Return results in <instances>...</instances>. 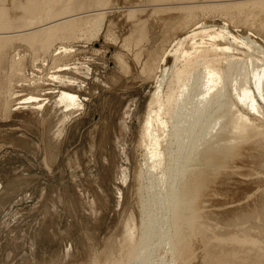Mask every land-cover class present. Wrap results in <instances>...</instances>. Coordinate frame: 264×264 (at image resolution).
I'll use <instances>...</instances> for the list:
<instances>
[{
  "label": "rangeland",
  "instance_id": "obj_1",
  "mask_svg": "<svg viewBox=\"0 0 264 264\" xmlns=\"http://www.w3.org/2000/svg\"><path fill=\"white\" fill-rule=\"evenodd\" d=\"M24 1L0 0V21L5 20L0 26L8 23L0 27V39H6L0 41V264H133L127 256L131 243L140 235L146 210L155 208L150 196L162 188L159 183L158 190L147 189L157 172L139 175L146 167L143 124L153 94L168 93L173 47L197 27L227 32L216 40L231 50L208 59L219 69L229 67L230 88L238 68L248 77L264 67V3L260 8L256 0H245L247 6L244 0H231L236 6L230 0H103L100 5L52 0L61 3L56 9L49 0L39 17L34 11L27 17ZM225 1L233 9H226ZM211 3H224L226 10ZM239 3L245 9H236ZM180 4L193 9L176 11ZM84 9H100L94 12H101L98 28L88 18L93 25L80 20L84 31L77 27L72 37L57 32L64 36L47 39L50 33L38 32L40 39L31 40L36 47L22 34L28 22L42 24L56 13L85 14ZM203 36L195 42L208 47L210 39ZM190 44L183 48L191 49ZM225 53L232 62H226ZM245 80L237 78L238 84ZM197 82L192 101L205 96L197 93L204 82ZM62 93L75 96L74 104L68 105ZM230 99L250 129L245 140L232 138V153L216 163L209 191L200 195L188 232L190 264H264V101L258 99L257 112H250L233 94ZM248 212L252 217L243 215ZM170 253L169 245L159 244L154 264H180Z\"/></svg>",
  "mask_w": 264,
  "mask_h": 264
},
{
  "label": "bare ground",
  "instance_id": "obj_2",
  "mask_svg": "<svg viewBox=\"0 0 264 264\" xmlns=\"http://www.w3.org/2000/svg\"><path fill=\"white\" fill-rule=\"evenodd\" d=\"M25 1H24V3H25ZM48 1L49 0H46V1L45 0H27L26 4L24 5L25 7L22 4H20V3L19 4L22 6L21 10H23V7L28 10V11L26 10L27 11L26 16L29 12L34 11L35 13H37V16L39 17L38 12L39 11L42 12L44 2L46 4V2L48 3ZM82 1H84V0H82ZM101 1H103V0H95L97 5L98 4L100 5ZM154 1H156V0H154ZM159 1H161V0H159ZM249 1L252 2L255 0H249ZM256 1L257 2L259 1L258 5L260 4V8H261L262 7L261 5H262V3H264V0H256ZM51 2H52V0H51ZM57 2L59 3V1H57ZM167 2H166V4H167ZM225 2L227 3L228 1H225ZM231 2L234 3L233 1H231ZM237 2H239V1H237ZM58 3H56L55 5L58 6ZM170 3H172V2H170ZM175 3H177V2H175ZM212 3L209 6H213ZM246 3H248V1ZM246 3H245V0L243 2H241V4H244V6L248 5V4L246 5ZM59 4H61V3H59ZM78 4L82 5L85 3L82 2V4H80V3H78ZM205 4L207 5V3H205ZM205 4H204V6H205ZM215 4L213 7L217 8V10L221 8L222 4H223L224 8H225V6L226 7L230 6L229 3H227V5H225V6H224V3H222L221 6H220V4H217L218 7L215 6ZM53 5H54V3H53ZM69 5L72 7L73 3L69 4ZM76 5L77 4H75V6ZM79 5H77L78 8H79ZM87 5H88V3H87ZM97 5H96V7H97ZM187 5L189 6V4H186V6ZM190 5L193 7L192 4H190ZM201 5H203V3ZM249 5H251V4H249ZM57 6H55V8ZM66 6H65V8H68V6L67 7ZM70 6H69V8H70ZM177 6H175V7H177ZM182 6H184V4H182ZM188 6H187V8H188ZM191 6L188 9L185 8L186 10L182 9L183 7H181V4L177 8H175V7L174 8L176 9V11H177V9H179V7H180L179 10L182 9L185 11H189ZM194 6H196V5H194ZM204 6H201L202 9ZM219 6H220V8H219ZM235 6H236V4H235ZM44 7H48V6L46 5ZM230 7L233 9L232 5ZM239 7H240V3L238 5V7H235V8L237 9ZM251 7H252V9H251ZM256 7H254V4H253L250 6V9L253 10V8L255 9ZM19 8H20V6H19ZM62 8H63V6H62ZM88 8H89V6H88ZM174 8H172V9H174ZM210 8L211 7H209V9ZM212 8L210 11H214ZM224 8L223 9L221 8V9L226 10L229 7H227L226 9H224ZM240 8L245 9V7H240ZM56 9H58V7ZM73 9H71L72 12H73ZM191 9H193V8H191ZM199 9H201V8L198 7V10ZM246 9H249V8L247 7ZM257 9H259V8H257ZM261 9H264V8H261ZM261 9H259L258 11H260ZM0 10H1V8H0ZM52 10H53V6H52ZM82 10H83V8H82ZM96 10H97V12H98V10L100 11V9H95V10L94 9L93 10L92 9H90V10L84 9V11L87 12L85 14H82L81 12H83V11H81V12H77V13L66 15V16L60 15V17H57V15H56L57 13L55 14L52 12H48L49 14L51 13L50 16H52V14H55V15H53L54 17H52L51 19H48L46 21L43 20L44 23H42V24L38 23L39 25L36 23V21L32 20L33 23H36V24H33L32 22L29 23L28 22L29 20H28L27 21L28 23L26 24V26L27 25L28 26H27V28H25L26 31L22 34L25 37L28 35L26 40L28 41V39H29L30 41H28V42H30L31 44H32L31 40H33V43H34L35 40L40 39V38L37 39L38 37L36 36L37 35L36 33H38V32L50 33V35L48 36L47 39H50V38L54 39V36L57 35L56 34L57 32H63L65 36L68 35L67 37H69V36L72 37L71 32L74 31V29L76 30L77 27L81 28L82 24L80 25V24H78V22L82 19H87V20H85L87 22V21H89L90 18H93V19H95L94 25H93L92 21H89V22H91L92 25L95 26V28L99 27V25L101 24V17H100L101 12H99V14L94 13ZM49 11H51V8ZM54 11H55V9L53 10V12ZM60 11L58 12V14L60 13ZM63 11H65V14L67 13L66 9ZM162 11H164V10H162ZM201 11H199V12H201ZM234 11H235V9H234ZM240 11H244V10H240ZM254 11L256 12V9ZM3 12H5V11L3 10ZM34 12H33V15H35ZM23 13H24V11H23ZM231 13H233V12H231ZM236 13H238V11ZM244 13H247V12L245 11ZM248 13H249V11H248ZM252 13H250V14H252ZM257 13L259 14L260 12H257ZM44 14H46V13H44ZM49 14H48V16H49ZM260 14H262V13H260ZM7 15H8V13H7ZM33 15H30V16H33ZM187 15H189V14H187ZM230 15H232V14H230ZM242 15H243V13H242ZM242 15H240V16L242 17ZM24 16H25V14H24ZM183 16H185V15H183ZM258 16H260V15H258ZM27 17H29V16H27ZM35 17H36V15H35ZM38 17H36V18H38ZM45 17L46 16H44V18ZM193 17H194V14H193ZM254 17H255V15H254ZM42 18H43V16H42ZM243 18L245 19V17H243ZM183 20H184V18H183ZM4 21L5 20H3L2 22L4 23ZM2 22L0 21V25ZM37 22H39V21H37ZM6 23H7V20H6ZM83 24H84V21H83ZM6 25H2V26L4 27ZM78 25H80V26H78ZM3 27H1V28L3 29ZM80 30H83V29L81 28ZM0 31H1V29H0ZM76 31H74V32H76ZM48 33H47V35H48ZM203 33H204V35H207L209 37L208 39H210V40H208V42L210 44L208 42H206L209 44L208 47L207 46H205V47L198 46L197 43L195 42V40L197 38L203 36ZM22 34L19 35L21 38H23ZM40 34L41 33H39L38 35H40ZM59 34L61 35V33H59ZM226 34H227V32L224 33V31H219L217 33H215V32L214 33H212V32L208 33V31H206L205 28L203 29L201 27H197V28H194L191 31H189L182 39L178 40L177 43L175 44V46L173 47L172 52L170 51L171 52L170 55L173 56V58L172 57L171 58H172V61L174 59V61H173L174 63L171 62L170 64H172V63L173 64L169 66L170 67L169 69L171 70V74H170L171 78L169 80L170 83L168 85L169 90H168V93L166 92V94L163 96V98H161L160 93H158V91H156L153 94L152 99L149 103L148 111H147L146 117L144 119L143 132H142V142H143V144L145 146V150H146L145 161H144L145 162L144 165H146V167L144 166L145 170L142 169V170H140V173H139V175L141 176V175H143L144 171L147 173H151V174L153 172H157V177L153 176L149 180L150 184H149L147 189L149 191L158 190L157 189L158 187H156V186L160 185L159 183H162L160 185V186H162V188L160 187V189L157 191L158 192L157 195L153 194V192H152L153 195L150 194L151 195L150 198H152L153 206L155 208H150V209H154V210L144 209V210H146V213L145 214L143 213L144 214V217L142 219L143 222L141 220L142 229H140L141 230V232H139L140 235H138V238H136L137 240H135L134 242L132 241L133 243L130 242L131 244H133V247L131 245L132 249L129 248V249H131V251H130L131 254H128V252H127V254H128L127 256L130 255L128 260L130 259V261L133 264H148L149 261L154 264L155 261H153V258H154L153 252L155 250V247L157 248V246L159 244L169 245L170 252H171L170 254H172L171 257L175 261H178V263H180V264H190L191 263L192 255L190 253H192L191 252L192 247L190 246L191 244L189 245V243H188L189 242L188 241L189 240L188 235H190V234H188V232H190V228H189L190 227V221L192 219V216L195 213V209L197 208L196 206L198 203L200 204L201 197H203V196L200 197V195L203 194V191H204V193H207V192H205V190L209 191V189H207V188H208V185H210L209 184L210 177L212 176L214 171L216 169H218L217 167L219 166L218 165L216 167L215 166L216 163H219L221 161L222 162L225 161V159H227L230 156V154L232 153L231 148H234V146L231 145V142L233 143V140H235V139L236 140L238 139V141H240L241 139L245 140L246 139L245 134L249 133L247 131L250 129L249 128L250 122L248 123L246 117L244 118L243 115L236 113L235 112L236 110L234 111V107H233L234 103L230 99L231 94L234 95L235 100H237L240 103H243L242 105L247 106L248 111H250V112H257V101H258V99L264 101V67L260 68L259 70L252 71L251 74L250 73L248 74V77L246 74H244L245 71L242 67L238 68L236 73L233 74V80L231 81L230 88H228L226 85L228 83L229 78L231 77V76L229 77V74H230L229 67L227 66L225 69H219V68L213 66L212 61L208 59V55L215 54L218 52H228L231 50V47L229 45L220 47L217 43L218 38H224ZM64 35L62 34V36H64ZM59 36H56V37L58 38ZM62 36H60V37L62 38ZM44 37H45V34H44ZM44 37H42L41 39L43 40ZM64 38H66V37H63V39ZM2 39H4V38H2ZM2 39H0V41L6 40V39H4V40H2ZM53 39H51V40H53ZM43 41H42V43H44ZM45 41H46V38H45ZM187 41H190V43H192V46L190 44L191 49H188V50L183 48L184 44ZM37 42H39V41H37ZM47 42H49V40ZM42 43L39 42V45ZM35 45L32 44V47ZM46 45L47 44L44 43L43 47H46ZM29 46H31V45L29 44ZM226 54L227 53H225L226 62H232V57L229 54L228 55H226ZM168 57H170V56H168ZM168 57H167V60H168ZM178 59H182L181 60L182 63L180 65H177V63H176V61H179ZM165 70L162 71V75H163V72L165 73ZM163 76H161V77H163ZM225 78H228V79L226 80ZM237 78H239V80H241V82H243L246 78L247 79L245 80L244 84H238ZM197 81H203L204 82L205 89L203 91H200L197 93H199L202 96L205 94V96L202 97L201 99H197L196 101L195 100L192 101V99H193L191 97L192 91L198 90L197 87H198V84H200ZM247 83L249 84L248 86H247ZM159 88H160V86H159ZM210 89H214L211 97L209 96ZM74 97L75 96L70 95L68 93H62V95H61V98L64 99L68 103V105L74 104V101H75ZM153 108H156L155 112H153V110H152ZM250 132H251V130H250ZM227 135H229V136L231 135V137L228 138ZM232 138H235V139L232 140ZM246 141H248V140H246ZM213 177H215V176H213ZM214 181H215V179H214ZM146 199H148V198H146ZM152 200L150 199L149 201L152 202ZM199 204H198V206H200ZM146 205H148V204H146ZM146 207L148 208V206H146ZM143 208H145V206ZM248 209H249V207H248ZM245 210L246 209H244V211ZM252 210H253V208H252ZM163 212L166 213V217H163ZM231 212H232V210H231ZM249 212H248V214L244 213L243 215H245V216L247 215V216L252 217L251 215H253L252 213H254V212H252V213H249ZM231 216H232V213H231ZM231 216H228L229 220H230ZM239 216H241V214ZM222 217H224V216H222ZM232 217L234 218V220H237V218L235 219L234 215ZM242 217H244V216H242ZM233 218H231V219H233ZM240 219H242V218H240ZM223 220L225 221V222L224 221L223 222L226 223V220L225 219H223ZM163 222L165 223V225L163 224V226H166L165 228L161 227V223H163ZM232 222H234V221L232 220ZM232 222L230 224H233ZM182 224L184 226H182ZM192 262H193V260H192Z\"/></svg>",
  "mask_w": 264,
  "mask_h": 264
}]
</instances>
